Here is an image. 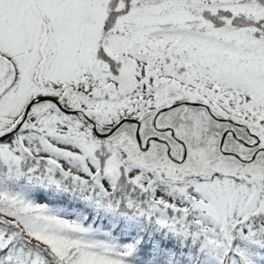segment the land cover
<instances>
[{"label":"snow or ice","instance_id":"snow-or-ice-1","mask_svg":"<svg viewBox=\"0 0 264 264\" xmlns=\"http://www.w3.org/2000/svg\"><path fill=\"white\" fill-rule=\"evenodd\" d=\"M0 163L209 224L229 264H253L235 242L264 246V0H0ZM82 231L0 193V264H128Z\"/></svg>","mask_w":264,"mask_h":264},{"label":"trees","instance_id":"trees-1","mask_svg":"<svg viewBox=\"0 0 264 264\" xmlns=\"http://www.w3.org/2000/svg\"><path fill=\"white\" fill-rule=\"evenodd\" d=\"M29 167L31 164L26 167V171ZM0 180V191L7 190L6 187L11 186L14 192L27 193L28 199L40 200L58 216L65 217L83 228H89V234L93 229L108 232L112 240L119 244L120 250L133 249V254L127 258L128 262L132 264H207V258L216 255V250L211 249V246L203 247V250H209L208 252L198 249L197 245L200 246L201 239L206 242L210 239H206L203 235L194 238L193 233L197 230L196 228L187 229L181 225L184 230L182 231L164 227L157 223L158 217L139 215L135 209L130 210L126 202L111 206L86 197L84 192L87 190L78 184L70 183L69 186L58 189L51 183L38 181L32 175L29 180L24 179L21 175L18 176L16 181H19V184H13L7 180V184L3 185L2 182L5 180L2 177ZM47 192L48 195H44ZM55 193L59 195L60 200L53 198L52 195ZM132 195L139 203L148 198L146 194ZM140 211L143 212V209ZM191 219L189 217L185 223L195 224V221ZM203 227L212 226L206 224ZM181 234L191 238L196 245H193L191 240L182 237ZM209 237L214 238L211 237V233H209ZM219 238L220 236L217 235L214 241L219 243L223 239ZM25 239H28L30 243H36L28 237ZM235 243L245 247L253 264H264V246H260L258 243L241 245L239 240ZM211 260L214 263L217 262L214 258ZM222 261L223 264H229V260L225 256Z\"/></svg>","mask_w":264,"mask_h":264},{"label":"rangeland","instance_id":"rangeland-1","mask_svg":"<svg viewBox=\"0 0 264 264\" xmlns=\"http://www.w3.org/2000/svg\"><path fill=\"white\" fill-rule=\"evenodd\" d=\"M29 165H30V163H24V164H22L20 166V170L19 171H16L14 168L10 169L8 166L0 163V177H2L5 180V182H2L3 185H6L7 184L6 183L7 180H8V182H12L13 184H19V181H16V180H17L18 176H20V175L23 176L24 179L29 180L31 178V175L26 171V167H28ZM11 178L13 179L12 181H11ZM0 183H1V180H0ZM6 188H7V190L4 189V190L0 191V193L7 194L10 197H16V198L23 199L24 201L29 202V203H32L34 205L44 206L47 209V211H48L49 214L58 216L57 213H54L53 211L49 210L48 207L45 205V203L40 202V200H38V199H34V200L28 199L26 197L27 196V193L14 192L11 189V186H7ZM44 195H48V192L45 193ZM156 195L158 197L164 195V192L162 191L161 188H158L156 190ZM52 196H53L54 199L60 200V197H59L58 194L55 193ZM58 217L59 218L66 219V222L70 221L69 219H67L65 217H60V216H58ZM79 227L83 231L80 232V233H75L74 234V235L78 236L79 238H82V239H85L87 241L94 242V243L104 244V245H107V246H109L111 248H114L116 250H120L119 244L117 242H115V241L112 240V238L110 237V235H109L108 232H101V231H97V230L93 229L91 231V233L89 234V228H83L81 226H79ZM204 228L205 227H202L200 229V231H199L200 232V235H198L197 230H195L194 233H193V237L194 238H198L201 235H203L204 237H206V239H210V240H208V242H206V241H203L201 239L200 240V246L197 245V247H198V249H201L202 251H207L208 252L209 250H203V247H205L206 245L207 246H211V249L216 250V255L211 256V258H214L217 262L214 263L211 260L210 257L207 258L206 262H207V264H220V261L224 258V248L222 246L224 244H226V240L222 239L219 243H217L216 241H214V240H216L215 237L214 238H210L209 236H205L204 235ZM206 228L211 229V227H206ZM181 236L184 237V238H186V239L191 240L192 244L193 245H196L192 241L191 238L185 237L182 234H181ZM180 241H181V243H183L182 242V239H180ZM217 245H220V246L218 247ZM78 260H79V264H109V261L111 260V257L98 255L96 253H92V254L84 253V254H82V255H80L78 257ZM128 264H132V263L128 262Z\"/></svg>","mask_w":264,"mask_h":264}]
</instances>
